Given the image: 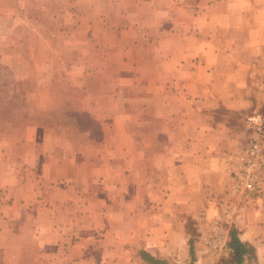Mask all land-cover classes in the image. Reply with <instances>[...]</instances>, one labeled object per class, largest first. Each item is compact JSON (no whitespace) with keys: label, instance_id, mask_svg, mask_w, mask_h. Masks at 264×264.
Listing matches in <instances>:
<instances>
[{"label":"crops","instance_id":"obj_1","mask_svg":"<svg viewBox=\"0 0 264 264\" xmlns=\"http://www.w3.org/2000/svg\"><path fill=\"white\" fill-rule=\"evenodd\" d=\"M242 1L200 0L192 24L157 28L148 41L138 27L101 28L107 51L119 42L126 52L115 64L118 85L137 81L140 91L115 97L105 75L98 80L103 90L76 98L74 111L98 123L97 136L45 118L0 119V264H149L142 250L187 264L183 214L212 205L214 181L236 141L232 126L209 113L246 105L254 60L264 53V18L251 16ZM0 3V18L14 19L8 29L0 19V35L10 42L0 45V63L10 64L4 53L24 33L10 0ZM171 11L172 24L184 15ZM40 63L45 72L70 68L40 75L37 102L46 113L48 92L41 89L61 73L79 85L90 62ZM134 98L135 108L128 105ZM134 115L143 119L138 126ZM238 220L237 236L258 252L264 225Z\"/></svg>","mask_w":264,"mask_h":264},{"label":"rangeland","instance_id":"obj_2","mask_svg":"<svg viewBox=\"0 0 264 264\" xmlns=\"http://www.w3.org/2000/svg\"><path fill=\"white\" fill-rule=\"evenodd\" d=\"M216 1L220 0H208L210 4ZM199 2L200 0H10L9 5L15 14L19 15L17 17L21 18L16 22H21L18 26L23 29L24 41L4 53L5 62H11L10 64L0 63V119L20 122L28 117L45 118L50 124H70L82 129L89 128L97 136L98 123L88 114L74 111L78 102L76 98L83 95L86 97V93L96 95L103 90L104 84L98 80L105 75L111 77V82L107 83V86H112L115 97L117 94L119 97H126L128 94L133 98L140 91L137 81L127 87L118 85L116 78L118 69L115 64L126 52L120 51L119 42L118 45H114V50L107 51L100 43L98 35L100 29L110 26L119 32L125 27H138L144 29L146 32L144 36L148 41L151 36L148 33L154 32L157 28L162 30L176 23L185 27L186 19L187 26L192 24V14L195 13L193 8H199ZM242 2V7L245 6L251 16L256 14L264 18V0ZM4 4L0 3V6ZM169 10H172L173 15L177 14L179 17L181 13L184 15L180 17L181 20H176L172 24ZM0 19L5 29L14 25L13 18ZM116 32L113 34L114 37ZM116 37L118 41L120 34ZM4 42L10 44L8 34L0 35V45ZM149 54L152 57L151 51ZM47 61L90 62V66L88 72H84V76L80 78L79 85L68 78L66 73L56 74L54 84L48 83L41 89L48 92L45 96L49 98L47 99L49 107L46 113H39L42 112V106L40 107L41 103L37 102L41 100L38 79L42 72L47 75L58 69L60 72H70L68 66L64 69L50 67L48 72H45L40 62ZM100 62H113V67L101 65ZM254 62L252 71L263 74L264 53L258 54V59ZM74 72L78 73L75 70ZM262 83L264 81L259 80L250 83L251 92L241 110L230 111L220 107L215 109L217 114L209 113V117H217L229 123L234 129L232 133L236 141L228 148L227 154L241 149L251 139L253 129L248 126V117L253 111L257 108L261 115H264V107L258 104V101L262 100L261 96H264ZM24 93L30 94L31 98L24 97L22 95ZM128 105L137 107L136 98L130 99ZM142 120L140 115H134L131 123L138 126ZM225 165L224 160L223 177L220 176L219 181H214L212 205L199 203L191 212L183 214L188 241L192 242L194 248V264H237L229 243L232 230L238 233L239 217L246 218V222L256 220L258 224L264 225V200L247 204L234 218H232L234 214L229 215L224 210V203L232 200L228 199L226 190L229 177ZM224 196L228 197L225 202ZM262 231L264 235V227ZM190 262L191 255L187 264ZM242 264H264V242L260 243L258 252L255 247L248 252Z\"/></svg>","mask_w":264,"mask_h":264},{"label":"built area","instance_id":"obj_3","mask_svg":"<svg viewBox=\"0 0 264 264\" xmlns=\"http://www.w3.org/2000/svg\"><path fill=\"white\" fill-rule=\"evenodd\" d=\"M252 71V81L263 82V74ZM258 75V76H257ZM264 83H262L263 85ZM258 101L264 107V96ZM248 126L253 135L248 143L237 151L230 152L225 158V167L229 177L226 188L228 199L224 210L235 214L247 204L264 200V115L257 110L248 117Z\"/></svg>","mask_w":264,"mask_h":264},{"label":"trees","instance_id":"obj_4","mask_svg":"<svg viewBox=\"0 0 264 264\" xmlns=\"http://www.w3.org/2000/svg\"><path fill=\"white\" fill-rule=\"evenodd\" d=\"M230 248L232 249L233 257L234 260L237 264H242L244 261V256L254 250V247L248 243V242H243L240 240V238L237 236V232L235 230H232L231 232V240H230ZM189 252L191 255V263L194 264L193 259H194V248L192 245V242L189 241ZM141 257L148 262L149 264H173L168 262L165 259L162 258H157L153 257L151 254L145 251L140 252Z\"/></svg>","mask_w":264,"mask_h":264}]
</instances>
